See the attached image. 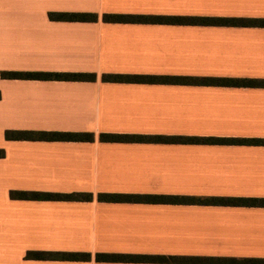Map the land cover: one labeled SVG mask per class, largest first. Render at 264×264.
I'll return each instance as SVG.
<instances>
[{"label": "crops", "instance_id": "crops-1", "mask_svg": "<svg viewBox=\"0 0 264 264\" xmlns=\"http://www.w3.org/2000/svg\"><path fill=\"white\" fill-rule=\"evenodd\" d=\"M49 13H89L62 21ZM104 15L264 19V0H0V264H207L264 259V207L108 202L99 194L264 199V145L101 141L99 135L264 139V87L103 80L106 75L264 80V27ZM5 131L92 133L9 140ZM10 192L91 194L19 199ZM28 251L90 259H26ZM174 256L180 262L101 255Z\"/></svg>", "mask_w": 264, "mask_h": 264}, {"label": "trees", "instance_id": "trees-1", "mask_svg": "<svg viewBox=\"0 0 264 264\" xmlns=\"http://www.w3.org/2000/svg\"><path fill=\"white\" fill-rule=\"evenodd\" d=\"M48 17L53 20L62 21H87L95 20V14L89 13H49ZM104 20L110 21H125V20H156V21H171V22H192L202 25H226V26H253L264 27V19H236V18H210V17H146V16H127V15H104ZM1 78L6 79H67V80H93L94 74H80V73H44V72H1ZM103 80L108 81H124V82H148V83H197V84H233L246 85L253 87H264V80H235V79H219V78H193V77H169V76H150V75H106ZM4 137L9 140H85L91 141L93 139L92 133H61V132H34V131H5ZM101 141H138V142H163V143H213V142H227L234 144L245 145H264V139H219L206 137H182V136H142V135H120V134H105L99 135ZM3 156V151L0 150V157ZM10 198L19 199H52V198H67V199H83L90 200L91 194H69L59 195L50 193H26V192H10ZM98 200L108 202H165V203H184L188 201L196 202L198 204H212L222 203L229 205H246V206H260L264 207V199H237V198H191L179 196H138L133 197L129 195L120 194H99ZM106 258L108 261H115L121 258L131 260H141L149 262H180L184 257L174 256H127L121 255H101L98 258ZM26 259L35 260H54V259H69L87 261L90 255L87 253H54L45 251H28L25 254ZM198 262H206L207 264L223 263L225 259L216 258H189ZM233 264H264V259H244L239 261H230Z\"/></svg>", "mask_w": 264, "mask_h": 264}]
</instances>
